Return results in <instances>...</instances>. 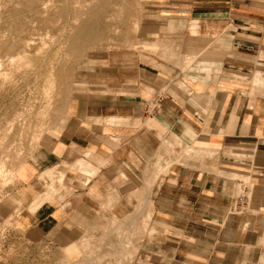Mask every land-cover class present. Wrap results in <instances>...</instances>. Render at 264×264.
Here are the masks:
<instances>
[{"label": "crops", "instance_id": "0c3cea01", "mask_svg": "<svg viewBox=\"0 0 264 264\" xmlns=\"http://www.w3.org/2000/svg\"><path fill=\"white\" fill-rule=\"evenodd\" d=\"M152 1L154 35L178 56L107 57L108 92L75 96L40 145L42 165L67 168L88 151L98 173L68 174L58 198L27 203L19 228L87 230L105 212L153 229L130 264H264V0ZM167 138L209 155L152 173Z\"/></svg>", "mask_w": 264, "mask_h": 264}, {"label": "rangeland", "instance_id": "374dc122", "mask_svg": "<svg viewBox=\"0 0 264 264\" xmlns=\"http://www.w3.org/2000/svg\"><path fill=\"white\" fill-rule=\"evenodd\" d=\"M159 12L152 0H0V264H130L136 252L126 248L128 238L136 251L153 232L111 227L107 221L122 217L105 212H98L102 223L87 230L26 231L18 221L40 194L58 198L68 174L83 182L98 173L94 164L87 173L78 168L82 158L93 163L88 151L67 168L42 165L47 155L40 145L65 123L75 96L108 92L107 57L134 49L166 61L178 56L168 51L169 38L154 35ZM160 46L165 51H155ZM163 150L152 173H166L172 157L185 163L209 155L168 138ZM146 185L150 191L154 181ZM146 215L148 223L153 218Z\"/></svg>", "mask_w": 264, "mask_h": 264}, {"label": "built area", "instance_id": "2783aa9c", "mask_svg": "<svg viewBox=\"0 0 264 264\" xmlns=\"http://www.w3.org/2000/svg\"><path fill=\"white\" fill-rule=\"evenodd\" d=\"M161 100H162V94L158 93L156 95V98H154L153 101H151L150 104L148 105V109L152 111L155 108H158L159 103L161 102ZM246 199H247V195L246 194H243L242 196H239L238 197V205L245 204V200ZM140 210H142V206L140 207ZM130 217H132V216H129L127 219H123V220L120 219V220H116V221L111 219V221H109V222L107 221V225H110L111 227H114V225L119 227V224H121V226H120L121 229H123V230L129 229L130 227H126L125 224L128 223L131 220ZM131 229H134V228L131 227ZM127 237H130V236H127ZM127 241H128V244L126 245V248L131 249V252H133V251L136 252L135 254L132 255V256L136 257V254L138 252V248L135 251V249H134L135 243L133 242L132 238H128ZM134 258H133V261H134ZM133 261L130 260V263H132Z\"/></svg>", "mask_w": 264, "mask_h": 264}, {"label": "bare ground", "instance_id": "6f19581e", "mask_svg": "<svg viewBox=\"0 0 264 264\" xmlns=\"http://www.w3.org/2000/svg\"><path fill=\"white\" fill-rule=\"evenodd\" d=\"M188 153V152H187ZM189 154V153H188ZM190 154H192V152L190 153ZM90 164V162L87 160V159H80L79 161H78V168L82 171V172H84V173H86L87 172V166ZM78 169V170H79ZM47 172V171H46ZM49 174H50V172H48ZM41 175V174H40ZM45 175V174H44ZM64 177V176H63ZM52 179H53V177H52ZM63 179V178H62ZM60 180V179H59ZM44 193V192H43ZM47 193H50V192H47ZM49 196H51V195H48V194H40L35 200H34V202H32V205H30V210H32V211H35L43 202H45L48 198H49Z\"/></svg>", "mask_w": 264, "mask_h": 264}]
</instances>
